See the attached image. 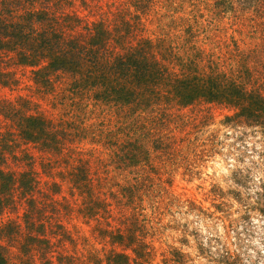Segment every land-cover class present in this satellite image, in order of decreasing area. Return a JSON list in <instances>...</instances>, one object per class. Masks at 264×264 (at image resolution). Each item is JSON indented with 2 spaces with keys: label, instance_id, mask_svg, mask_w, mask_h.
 <instances>
[{
  "label": "trees",
  "instance_id": "16d2710c",
  "mask_svg": "<svg viewBox=\"0 0 264 264\" xmlns=\"http://www.w3.org/2000/svg\"><path fill=\"white\" fill-rule=\"evenodd\" d=\"M187 1L0 0V85L15 89L18 78L8 68L29 66L38 86L53 93L62 85L74 105L77 95L121 107L133 116L129 132L135 135L113 151L110 162L103 165L98 158L96 168L77 146L89 129L75 117H48L23 95L0 97V214L17 213V219L0 222V264H75L56 248V240H71L55 216L49 190L59 193L63 184L54 180L45 188L39 164H54L52 171L58 169L71 194L79 196L77 209L65 197L70 214L78 211L95 222L104 240L124 245L126 250L105 254L106 264H144L152 256L144 237V202L153 180L147 167L153 165V153L177 150L170 133L173 125L187 122L180 109L222 104L231 111L226 122L257 127L264 135V0H215L221 12L233 13L263 35L262 47L239 51L238 65L229 67L197 45L200 9L184 10ZM153 14L159 15L150 18ZM165 19L167 32L148 34L154 20ZM43 158L49 162L42 165ZM113 163L140 172L125 184L113 183L116 176L105 167ZM261 196L264 214V192ZM221 262L241 264L230 252Z\"/></svg>",
  "mask_w": 264,
  "mask_h": 264
},
{
  "label": "rangeland",
  "instance_id": "374dc122",
  "mask_svg": "<svg viewBox=\"0 0 264 264\" xmlns=\"http://www.w3.org/2000/svg\"><path fill=\"white\" fill-rule=\"evenodd\" d=\"M190 2H196V6ZM190 2L183 4L184 10L194 14L200 9L197 45L220 63L236 66L239 51L262 47L261 32H254L233 13L221 12L216 8L215 0ZM158 15L153 14L150 18ZM161 22L154 20L148 34L167 32L165 23H169V19ZM164 27L166 30H162ZM172 32L180 31L172 29ZM8 69L15 72L18 85L15 89L0 85V97L15 99L23 95L48 117L65 120L75 117L77 123L89 129L77 146L96 168L98 158L103 159V165L110 162L113 151L135 136L130 133L133 116L124 115L121 107L95 103L91 98L77 95L75 99L79 104L74 105L62 85L53 93L38 86L31 67L15 63ZM230 112L224 105L216 103L181 108L180 113L185 115L187 122L173 125L170 133L177 140L176 146L179 143L177 150L170 155L152 154L153 165L147 167V172L153 180L148 184L145 200L149 201L144 202L143 210L147 220L144 237L151 244L152 256L150 262L144 264H219L228 252L241 264H264V214L261 211L264 135L257 127L226 122V114ZM3 124L0 116V127ZM101 130L106 131L103 136L98 135ZM107 131H112V138L107 137ZM47 161L43 158L42 165ZM116 165L105 166L116 176L113 183L125 184L126 180L136 176L135 172H140L139 167L121 170L115 168ZM38 167L45 188L54 180L59 186L63 184L59 193L53 194V188L49 189L55 201L56 218L71 232V240H56V248L63 255L72 256L75 264H106L105 254L111 249L126 250L124 245L112 244L109 238L100 237L94 230L93 220H87L78 211L68 212L65 197L75 203L79 196L71 194L58 169L52 171L54 164L43 167L39 164ZM57 187V190L61 189ZM75 205L77 209L78 204ZM10 218L17 219V213L9 209L0 214V222ZM127 252L131 251L128 249ZM57 255L55 253V262Z\"/></svg>",
  "mask_w": 264,
  "mask_h": 264
}]
</instances>
